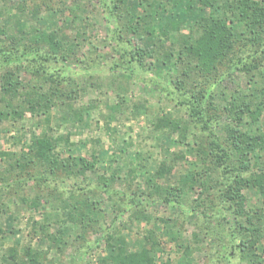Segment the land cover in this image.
Segmentation results:
<instances>
[{"label": "rangeland", "instance_id": "1", "mask_svg": "<svg viewBox=\"0 0 264 264\" xmlns=\"http://www.w3.org/2000/svg\"><path fill=\"white\" fill-rule=\"evenodd\" d=\"M188 1L0 0V264H264V0ZM212 15L232 47L188 54Z\"/></svg>", "mask_w": 264, "mask_h": 264}, {"label": "trees", "instance_id": "2", "mask_svg": "<svg viewBox=\"0 0 264 264\" xmlns=\"http://www.w3.org/2000/svg\"><path fill=\"white\" fill-rule=\"evenodd\" d=\"M201 2L203 6H208V7H213V4L211 2V0H189L188 4H187V8L189 10H192V7H194L198 2ZM250 0H236V9L239 15H241L240 13H242V8L241 7H245L247 9H256L253 8V6H251ZM256 20V18H255ZM207 21V22H206ZM205 21V24L208 28H206L205 32L203 35H201L200 37H198L193 44L187 45L188 49L186 48V52L188 54L191 55H198V56H202V55H207L209 53L210 59L213 60L214 58L216 59H221L222 57H224L227 52L230 50V47H232V43H231V37L230 34L227 35L228 30H227V23L229 22L224 16L221 17H217V16H211L209 19H207ZM252 25V24H251ZM255 25V24H254ZM253 27V26H252ZM1 32V30H0ZM253 37H256V32L252 31L251 32ZM4 36V34H3ZM1 37V36H0ZM48 43H53L54 39H48L46 40ZM55 43V42H54ZM53 43V45H55ZM56 45H59L56 44ZM2 49H0V53H1ZM19 50H17L16 48H12L8 49L6 51V55L8 57V60H13L17 57V52ZM22 55V54H21ZM22 57V56H21ZM203 57V56H202ZM3 85L1 86V90L2 92H5L6 95L7 93H9L10 98L8 100H4V104L6 106L7 109L11 108V99L12 97L16 94L17 88L20 84H18L17 82H13L9 79V76H6L4 81H3ZM18 84V86H17ZM40 97V96H38ZM40 100V99H39ZM37 106V105H36ZM190 112L191 115L197 120L200 121L202 126L201 129L207 133V136L210 138V144L214 147V149L216 151H218V153H220V156L216 159L217 163L220 164V166H222L224 169H226L224 161H223V157H224V149L223 147L219 144V140L217 135L209 129L208 127V122L207 120H205V118L203 117V114L198 111L197 109H195L193 106H190ZM55 141L54 142L51 137L48 136H43L40 139H35L33 141V144H31V146L29 147L27 152H22L20 155V158L25 159V162H29L31 163L32 161L35 160H41L43 164H47L50 167H54V168H60V167H65L64 162H60L57 159V155L54 154V150L55 148H57L58 146H68L69 142L68 140H66L65 138L59 136V137H55ZM56 143V144H55ZM16 167H24L22 165H20L19 163H17L16 161ZM13 168V167H12ZM87 168V167H86ZM44 179H47V177H44ZM225 201H228L229 199H232V197L230 196L229 192L226 191L225 192ZM12 251V255H16L18 254V250L15 248ZM24 256L28 259V260H33L34 261V257L32 254H30L27 250H24ZM126 257H123L122 260L119 261L120 264L125 263L124 261H126ZM136 256L133 257H127L128 261L130 260V258H134V260L132 261L131 264L133 263H138L137 262V257L135 259ZM127 262V261H126ZM126 264H130V262H127Z\"/></svg>", "mask_w": 264, "mask_h": 264}]
</instances>
